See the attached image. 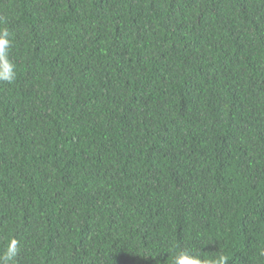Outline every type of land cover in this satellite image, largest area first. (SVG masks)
I'll return each instance as SVG.
<instances>
[{"label":"trees","instance_id":"1","mask_svg":"<svg viewBox=\"0 0 264 264\" xmlns=\"http://www.w3.org/2000/svg\"><path fill=\"white\" fill-rule=\"evenodd\" d=\"M0 255L264 264V0H0Z\"/></svg>","mask_w":264,"mask_h":264},{"label":"clouds","instance_id":"2","mask_svg":"<svg viewBox=\"0 0 264 264\" xmlns=\"http://www.w3.org/2000/svg\"><path fill=\"white\" fill-rule=\"evenodd\" d=\"M10 47L7 29H0V80L9 84L13 83L16 77L15 65L9 58ZM18 244L14 237L9 239L3 254L0 255V264H15V257L19 251ZM228 262L229 256L223 252L205 259L199 253L193 254L188 249L172 250L171 264H228Z\"/></svg>","mask_w":264,"mask_h":264}]
</instances>
